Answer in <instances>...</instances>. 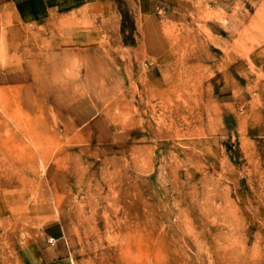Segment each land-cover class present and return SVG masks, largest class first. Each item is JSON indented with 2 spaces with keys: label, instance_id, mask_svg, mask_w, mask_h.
<instances>
[{
  "label": "rangeland",
  "instance_id": "374dc122",
  "mask_svg": "<svg viewBox=\"0 0 264 264\" xmlns=\"http://www.w3.org/2000/svg\"><path fill=\"white\" fill-rule=\"evenodd\" d=\"M0 264H264V0H0Z\"/></svg>",
  "mask_w": 264,
  "mask_h": 264
},
{
  "label": "crops",
  "instance_id": "0c3cea01",
  "mask_svg": "<svg viewBox=\"0 0 264 264\" xmlns=\"http://www.w3.org/2000/svg\"><path fill=\"white\" fill-rule=\"evenodd\" d=\"M99 0H41L43 10L51 13L52 10L67 11L77 6H82ZM39 17L44 16V13L38 14Z\"/></svg>",
  "mask_w": 264,
  "mask_h": 264
},
{
  "label": "built area",
  "instance_id": "2783aa9c",
  "mask_svg": "<svg viewBox=\"0 0 264 264\" xmlns=\"http://www.w3.org/2000/svg\"><path fill=\"white\" fill-rule=\"evenodd\" d=\"M50 241L53 242V239L51 238Z\"/></svg>",
  "mask_w": 264,
  "mask_h": 264
}]
</instances>
